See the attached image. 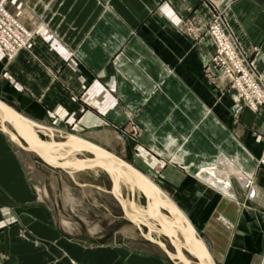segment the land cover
<instances>
[{
    "label": "crops",
    "instance_id": "0c3cea01",
    "mask_svg": "<svg viewBox=\"0 0 264 264\" xmlns=\"http://www.w3.org/2000/svg\"><path fill=\"white\" fill-rule=\"evenodd\" d=\"M6 8L32 37L10 59L0 52V96L36 125L89 140L122 129L131 164L188 209L215 261L223 253L219 264H264V106L239 108L226 92L207 31L220 18L264 77V0H6ZM27 176L0 130L1 264H181L64 235Z\"/></svg>",
    "mask_w": 264,
    "mask_h": 264
},
{
    "label": "rangeland",
    "instance_id": "374dc122",
    "mask_svg": "<svg viewBox=\"0 0 264 264\" xmlns=\"http://www.w3.org/2000/svg\"><path fill=\"white\" fill-rule=\"evenodd\" d=\"M0 52L6 59L12 58L9 57L2 49H0ZM225 75L227 76L226 73ZM228 82L229 79L225 90L233 96L227 88L229 84ZM238 107L241 108L247 106L238 105ZM2 126L13 131L8 121L4 119L0 113L1 131H3ZM35 129L37 130L39 136L45 140L51 138L56 141L63 140L65 137L71 136L73 133L74 135L84 137L82 134L64 129L61 131V129L54 128L52 129V135H49V133L38 127ZM5 134L12 147L17 151V153H19L21 161L28 172L27 177L29 182L36 187L37 196L47 205L51 206L53 216L56 218L59 229L64 235L72 237L85 245L88 244V242L90 244H99L102 246H109L116 243V245H121L125 249L131 248L137 251H155L168 257L158 244L145 237L148 232L143 225L138 227L136 223L125 217L119 203L110 192L111 180L109 175L104 170L98 167L85 169L64 168L68 169V172H66L59 167H54L45 163L34 153L22 149L12 137H10L7 133ZM90 137L92 138L90 139L91 142H96V144L103 146L119 157L125 159L126 153L124 140L120 135V138L113 133H106L101 138L97 135H91ZM46 156L50 159L57 160H79L84 164H88V162L90 163V159L93 157L91 153L83 150H74L70 153H65L63 150H50L46 152ZM244 180L245 179L241 175L237 177L238 184L243 188L248 187L245 186V183L243 182ZM161 190H163L170 197L171 201L178 203L171 193L162 188ZM117 193H119V197L125 201V208L127 211L138 214V216L142 219L149 220V224L151 226L153 224L152 227H155L153 228L155 230L150 231V236L154 239L162 241L166 245L168 251L174 254L175 249L172 244V240H170L163 232L159 231L158 226L155 224L154 219L150 215L139 213V211H143L146 207V199L144 195L137 189L132 191L128 186V181H124V179L119 180ZM152 208L158 209V206L153 204ZM159 209L162 211L161 213L164 214V217L166 216V219L170 217L171 214L167 211V208L159 206ZM173 218L174 216H172L170 220ZM181 250L185 254L186 258H188L192 263L198 264L199 259L187 248V246H181ZM221 257L215 261L216 264H219ZM172 260L177 261L176 259Z\"/></svg>",
    "mask_w": 264,
    "mask_h": 264
},
{
    "label": "water",
    "instance_id": "95a60500",
    "mask_svg": "<svg viewBox=\"0 0 264 264\" xmlns=\"http://www.w3.org/2000/svg\"><path fill=\"white\" fill-rule=\"evenodd\" d=\"M0 113L2 117L8 121L11 129L13 130L11 131L2 126L3 131L7 133L10 137H15V140H13L22 149L34 153L45 163L59 168L85 169L98 167L104 170L109 175L111 180L110 192L119 203L120 208L125 217L128 218L130 221L136 223L138 227H140V225H143L148 232L145 237L148 240L158 244L169 258L176 259L181 264H190L187 261L185 254L181 250V245L175 240H172L175 235L174 233L170 232L168 228L174 226L179 229L193 245H195L200 251H202L204 257L208 261V264H216L215 260L211 256L212 244L207 234L202 230L194 229L190 225L187 218H185L188 215V209L179 203H175V205L172 203L167 204L165 200L156 198V196L148 188V186H150L154 191L157 192L158 189L156 188L154 183H152L149 179H146L142 175V173L131 164V149L128 142V137L122 129L118 127H113L116 133L120 135L124 140L126 153L125 159L119 157L118 155L104 148L103 146H99L89 140H86L85 138H82L81 136H68L65 137V139L63 140L58 141L53 140L52 138L48 140L41 138L37 130L35 129L36 126L31 124L30 120L21 114V111L18 106L14 102L2 96H0ZM50 150H63L65 153H70L74 150H83L91 153L93 157L90 159L89 164H84L79 160L66 161L50 159L46 156V152ZM103 158L110 159L116 164L122 166L132 176V179L126 177L125 175H123V173L120 174L117 167L112 165L109 161L104 160ZM120 179L128 181L132 191L137 189L140 193L144 195L146 199V207L143 211H139V213H145L147 215H150L154 219L155 224L158 226V228L170 240H172V244L175 249L174 254L168 251L166 245L162 241L154 239L150 236L151 228L147 223H145L136 214L126 210L125 201L121 197H119L117 193V187ZM153 204H158L164 208L168 206L171 211H175L177 213L178 210H180L183 212L185 217L180 216V219L178 220H172L171 222H163V220L157 214L152 212L151 206ZM200 239L206 243V246L201 242Z\"/></svg>",
    "mask_w": 264,
    "mask_h": 264
},
{
    "label": "built area",
    "instance_id": "2783aa9c",
    "mask_svg": "<svg viewBox=\"0 0 264 264\" xmlns=\"http://www.w3.org/2000/svg\"><path fill=\"white\" fill-rule=\"evenodd\" d=\"M215 48L211 63L221 68L228 76V89L239 106L245 105L256 111L264 106V80L252 66L237 43L227 32L220 18L214 17L207 27ZM31 33L6 9V0H0V49L13 57L20 49L28 46ZM257 164L264 166L263 148ZM248 186L250 179L243 181Z\"/></svg>",
    "mask_w": 264,
    "mask_h": 264
},
{
    "label": "bare ground",
    "instance_id": "6f19581e",
    "mask_svg": "<svg viewBox=\"0 0 264 264\" xmlns=\"http://www.w3.org/2000/svg\"><path fill=\"white\" fill-rule=\"evenodd\" d=\"M22 114V113H21ZM24 116V115H23ZM31 122V121H30ZM31 124H33L34 126H37L38 128H40V129H42L43 131H45V132H47V133H49V135H52V129L51 128H49V127H45V126H43V125H40V123H39V125L37 124H35V123H32L31 122ZM36 128V127H35ZM57 130V129H56ZM72 135H74V133L72 134ZM71 135V136H72ZM86 137V136H85ZM14 138V137H13ZM82 138H84V137H82ZM86 139V138H85ZM86 140H88V139H86ZM90 141V140H89ZM95 144H96V142H94ZM98 145V144H97ZM100 146V145H99ZM59 154H60V152H59ZM104 160H107V161H109L112 165H114L115 167H117L118 168V171H119V173L120 174H122L123 173V175H125L126 177H128V178H130V179H132V176L127 172V170L126 169H124L122 166H120V165H118V164H116L114 161H112V160H110V159H105V158H103ZM88 161V160H87ZM87 164V163H86ZM88 164H89V162H88ZM143 175V174H142ZM146 179H149L148 177H146L145 175H143ZM150 180V179H149ZM123 181V180H122ZM125 181V180H124ZM151 181V180H150ZM152 183H154L153 181H151ZM121 183V182H120ZM126 185V184H125ZM154 185L156 186V188L158 189L157 190V192L156 191H154L150 186H148V188L151 190V192L156 196V198H160V199H162V200H165V202L168 204V203H172V204H174L175 205V203L173 202V201H171V199H170V197L163 191V190H161V188H159L155 183H154ZM128 186L130 187V185H129V182H128ZM119 188H120V186H119ZM119 194V193H118ZM166 204V205H167ZM157 206H158V209H155V208H152V206H151V208H152V212L153 213H155V214H157L164 222H171L172 220H178V219H180V216H183V217H185V215L183 214V212L182 211H180V210H178V213H180V214H178L177 212H175V211H171L170 210V208L168 207V206H166V208H167V210H169L170 211V214H171V216L170 217H168L167 219L164 217V214H162L161 212L162 211H160V209H159V206L160 205H158L157 204ZM128 207H129V205H128ZM131 207V206H130ZM133 208V207H132ZM130 209V208H129ZM131 210V209H130ZM132 211H134V210H132ZM131 213H133V212H131ZM134 214H136V213H134ZM137 216H138V214H136ZM172 216H174V218L172 219V220H170V218H172ZM179 216V217H178ZM139 217V216H138ZM139 218H141V217H139ZM185 218H187V217H185ZM142 219V218H141ZM145 223H147L148 225H149V227L151 228V231L152 230H155V229H153V228H155V227H152L153 226V224H152V226L149 224L150 223V221L149 220H146V219H142ZM187 220H188V218H187ZM149 221V222H148ZM189 221V220H188ZM190 223V222H189ZM190 225L192 226V224L190 223ZM67 227V226H66ZM193 227V226H192ZM194 228V227H193ZM169 230H170V232H172V233H174V235H175V237L173 238V241L175 240L176 242H181V244L184 246L185 244H186V246H187V248L190 250V251H192L193 252V254L199 259V262H198V264H208V261H207V259L204 257V255H203V253H202V251H200L195 245H193L190 241H189V239H187L184 235H183V233L179 230V229H177L176 227H174V226H172V227H169L168 228ZM156 231H158V230H156ZM159 231L160 232H162L160 229H159ZM201 240V239H200ZM201 242L206 246V243L204 242V241H202L201 240ZM213 250V249H212ZM211 256H212V253H211ZM213 257V256H212ZM214 259V258H213ZM215 260V259H214ZM187 261L190 263V264H194V263H192L188 258H187Z\"/></svg>",
    "mask_w": 264,
    "mask_h": 264
}]
</instances>
